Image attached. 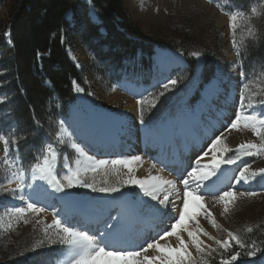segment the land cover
<instances>
[{
	"label": "rangeland",
	"instance_id": "obj_1",
	"mask_svg": "<svg viewBox=\"0 0 264 264\" xmlns=\"http://www.w3.org/2000/svg\"><path fill=\"white\" fill-rule=\"evenodd\" d=\"M79 1L89 6L87 17L97 23L99 20L91 0ZM246 1L245 4H240L237 0H122L123 20L127 21L133 31L130 34L146 38L156 46L151 68L137 70L139 56L128 59L123 66H119L115 62L96 59L90 51L91 48L79 41L69 44L67 50L71 59L82 73V83L76 84L84 88V92L78 93L75 90V101L66 115L58 116L53 122L40 124L41 134L44 135L41 146H35L28 139L25 141L26 135L17 131L10 105L11 98L4 89L5 69L0 64V133L8 136L10 154L18 159V166L23 170L27 185L23 193L24 200L18 198L19 193L14 197L8 192H0V216L14 207H26L29 200L46 209L39 215L28 212L18 222L12 218L11 228L7 223L0 228V264H69L73 251L59 243L52 244L48 238L58 240L56 229L49 228L48 236H45V227L52 225L56 218L67 222L69 226L87 231L90 235L99 237L103 234L104 245L117 249L108 242L111 233L120 225L131 222L133 214L144 215L143 217L151 214L158 216L154 212L161 209L156 201L144 196L136 186H125L115 194L95 193L87 188L57 192L46 180H33L32 166L42 156L45 145L52 144L61 153V164L57 165V175L61 177L67 173V168L62 167V164L66 163L74 168L77 159L83 160V157L71 149L72 142L80 144L88 156L95 160L140 155L142 162L134 165L136 173L145 163L150 162L165 167L172 175L174 169L168 167L171 165L168 159L192 146L198 150L199 155H203L208 151L211 140L224 131L237 114L251 113L264 119V113L258 111L264 105V0ZM18 2L19 0H6L0 7V61L3 58V46L10 44L9 20ZM252 7H256L259 13L251 19V26L257 30L259 38L253 40L248 35V23L238 20L235 39L240 46V53L237 54L232 43L229 14L239 9L251 16ZM79 8L80 16L84 19V10L82 6ZM68 18L72 19V10L68 12ZM95 43L93 46L102 45L101 48L105 49L106 44ZM194 52L200 55L194 56ZM164 66L169 68L168 71H165ZM159 72L165 73L161 79L155 80ZM209 74L214 76L205 83L203 77ZM170 79H176L178 83L164 89L163 84ZM245 83L249 85L247 90L243 87ZM242 93L243 105L240 102ZM141 98L145 101L143 123L140 122L141 105L138 103ZM112 103L117 104L115 109L112 108ZM54 106L62 108V103L56 101ZM116 118L118 122L114 123ZM61 120L65 122L67 131L72 133V138H66L63 145L56 137ZM13 135L15 145L12 142ZM224 135L225 143L234 151L226 155L218 152L217 158H237V164L221 165L217 174L211 177L212 180L203 182L202 185L207 184L209 189L215 185V193L205 194L202 186L199 189L219 227H213L210 220L205 219L202 214L198 219L211 236L227 239L225 230L232 231L247 241L249 246L240 249L233 242L229 250L219 249L211 257H206L207 264H220V258L229 259L228 256L236 251L241 252V258L234 264H264V177L257 176L248 183L241 181L239 184L235 179L245 165L251 166L250 171L264 168V153L243 155L235 151L238 145L247 142L260 144L264 141L251 129H233L231 132L225 131ZM98 137L107 146L115 145V151L110 153L109 149L102 154L90 150L91 143ZM14 148H18V151H14ZM3 153L4 145L0 141V157ZM65 156L66 161L63 160ZM205 159L190 168L182 167L181 177L176 176V184H180L181 194L184 191L182 180L193 167H199L203 171L210 170L212 153L205 156ZM206 165L209 167H205ZM126 176L127 169H122L120 176H116L109 167L107 174L101 169L94 175V179L98 185L104 181L112 184ZM6 177L7 173L0 169V184L8 187ZM87 179L92 180L93 174L89 173ZM190 186L196 189L195 182H190ZM10 187L15 188L16 185L12 184ZM227 190H235L238 194L256 192L257 195H238L237 200L228 205V211L224 212L225 205L217 201L216 195ZM173 194L169 200H175L176 206L182 208L181 200L175 199L176 194ZM98 213L106 221L98 224L96 228L82 226L84 215L96 217L99 216ZM170 215L165 213L159 224L154 223L150 238H133L135 245L126 244V249L139 250L154 240L174 222L172 216L175 213ZM7 220L8 217L5 216V221ZM107 224H114L116 227L109 229L106 228ZM140 228L136 222L131 230V238L137 233L134 231ZM248 228L252 231L248 232ZM183 235L187 240V234ZM127 238L126 236L125 239ZM200 238L205 244L218 247L208 237L201 235ZM253 244L260 251L255 257H247L245 253ZM118 248L123 249L121 245ZM190 250L199 259L194 248Z\"/></svg>",
	"mask_w": 264,
	"mask_h": 264
},
{
	"label": "snow or ice",
	"instance_id": "obj_2",
	"mask_svg": "<svg viewBox=\"0 0 264 264\" xmlns=\"http://www.w3.org/2000/svg\"><path fill=\"white\" fill-rule=\"evenodd\" d=\"M252 15H246L243 11L236 9L231 12L230 21L233 34L232 43L236 47L237 54L240 53V46L235 39L236 31L238 27V20L246 21L249 25L248 35L253 39H258L257 30L251 26L252 16L259 15L256 7L251 8ZM194 56H199L198 52L193 53ZM178 83L176 79H170L167 83L163 84L164 89H169V86H175ZM75 90L80 93L84 92V88L80 87L74 82ZM244 89H249V85L245 83ZM91 95V93H89ZM163 95V92L161 93ZM244 96L243 93L240 97L241 105H243ZM138 103L141 105L140 117L141 123H143V105L144 99L141 98ZM155 107V104H152ZM251 129L253 133L260 137L264 141V119L251 113L237 114L235 119L230 123L224 131L216 135L208 147V151L203 153V156H208L212 153V161L209 171H203L199 167H193L190 172H187L186 178L182 180L183 194L181 196L179 190L175 186V182L171 180H164L160 176H151L146 178H138L136 176V169L134 165L142 162L140 155H132L126 158H117L112 160H95L84 151L83 147L76 142H72L70 147L75 152L83 157V160L77 159L75 161V167L68 164H62V167L67 168L65 175H57V165L61 164V153L56 150L52 144L44 146L42 156L32 166V177L35 179L46 180L51 187L57 192H65L67 189L73 188H87L92 192L101 194H115L120 192L125 186H136L140 189L144 196L149 197L152 201H156L160 208L166 210V214L175 213L172 216L174 220L165 230L157 235V237L151 242L146 243V246L140 247L139 250L129 249H111L103 243V234L99 237L90 235L87 231H82L76 227L69 226L67 222H62L60 218L53 220L52 225L45 227V236H48V229L54 227L56 229L55 235L57 239L48 237L52 244L59 243L67 246L73 251V256L69 264H207L206 257H211L213 253L219 249L229 250L234 242L240 249L246 247L239 235L232 231H227V239H217L210 235L200 225L198 217L202 214L205 219H209L213 227H219L212 212L207 208L204 203V195L199 191L204 181L211 179L215 176L220 169L221 165H235L237 164V158H217V153L227 154L234 150L227 146L225 143L224 132H231L233 129L240 130ZM57 140L61 145L65 143L66 138L71 139L72 133L67 131L65 122L59 121V129L56 133ZM0 141L4 145L3 156L0 157V169H3L7 173L8 187L0 184V192H8L12 196L16 197L17 193L19 199L24 200V190L27 187L24 180L23 170L18 166V159L10 154L9 138L8 136L0 133ZM13 145L16 140L13 135ZM14 151H18V148H14ZM236 152L243 155H258L264 153V143L256 144L253 142L241 143L235 149ZM63 160H67V157H63ZM199 164V161H196ZM155 165H153L154 167ZM111 167L113 174L120 176L122 169H127L126 178H120L115 183L109 184L107 181L97 184L94 175L101 169H104L107 174V169ZM209 167V166H205ZM250 165H245L239 170L238 176L235 178L236 183L241 181L248 183L250 179H254L257 176L264 177V168L256 171H250ZM89 173L93 174V179H87ZM190 181L196 183V189L191 188ZM15 184L16 187H10ZM175 192V199H180L182 202V208H179L175 204V200H169V197ZM238 195L240 196H255L256 192H242L237 193L235 190L223 191L221 194L216 195L218 202L225 205L224 212L228 211V205L234 203ZM162 196V198H161ZM190 205L195 208V211L190 212ZM46 211L43 207H38L37 203L31 200L26 202V207H14L6 212L3 216H0V228H3L7 223L9 228L12 227V218L18 222L22 219L26 213L32 212L36 215ZM5 216L8 220L5 221ZM27 223V221H25ZM194 226V227H193ZM116 225L107 224L106 228L115 229ZM248 232L252 229L248 228ZM184 233L187 234L188 239L184 237ZM201 235L208 237L209 240H213L218 246L217 248L212 245L205 244L200 238ZM175 237L178 241V246H173L168 242V238ZM164 241V243H161ZM43 243V241H40ZM190 248H194L195 252L199 254V259L193 255ZM149 250H152L154 254L149 255ZM260 251L255 244L251 245L245 255L247 257H255L257 252ZM241 258V252L236 251L231 254L229 259H222L220 264H234Z\"/></svg>",
	"mask_w": 264,
	"mask_h": 264
},
{
	"label": "trees",
	"instance_id": "obj_3",
	"mask_svg": "<svg viewBox=\"0 0 264 264\" xmlns=\"http://www.w3.org/2000/svg\"><path fill=\"white\" fill-rule=\"evenodd\" d=\"M5 1L0 0V7ZM91 3L97 23L90 21L89 6L79 0H19L11 14L10 44L3 46L0 61L6 74L4 89L11 98L17 131L35 146H41L44 139L40 124L53 122L65 114L75 99L74 82L83 81L80 69L67 51L69 44L83 43L100 61L123 66L126 60L139 56L136 69L152 66L156 46L146 38L130 34L133 31L123 20L122 0H91ZM79 6L84 10V19ZM94 43L106 44L105 49L102 45L93 46ZM211 76L203 77L204 81L208 82ZM56 101L62 103V108L54 106Z\"/></svg>",
	"mask_w": 264,
	"mask_h": 264
},
{
	"label": "bare ground",
	"instance_id": "obj_4",
	"mask_svg": "<svg viewBox=\"0 0 264 264\" xmlns=\"http://www.w3.org/2000/svg\"><path fill=\"white\" fill-rule=\"evenodd\" d=\"M164 69H165V71H168L169 68L167 66L166 67L164 66ZM163 73H165V72H159L158 76H155V80L161 79ZM111 105H112L113 109H115L114 107L117 106L116 103H112ZM113 122L117 123L118 119L117 118L114 119ZM97 123H99V122H97ZM213 127H214V125H213ZM115 148H116L115 145L107 146V144H105L104 141L100 140L99 137L97 139H95V141L93 143H91V145H90V150L92 149V151L97 152V153L98 152H102V154L107 153L109 151V149H110L109 152L111 153V152L115 151L114 150ZM175 156H173V157H171L170 159L167 160L168 162L171 163V165H169L168 167H170V166L173 167L174 174L171 175L170 173H168L167 169H165V167H159L158 165H155V164H152L150 162H147L142 167H140V169L136 173V176L138 178H146V177H151V176H157L158 175L164 180L174 181L176 188L179 190V192L181 194L182 192H181L180 184H176L177 183L176 182V178H177L176 176L181 177L180 170L182 169V167L183 166H187L188 168H190L191 165H196V161L200 162V161H202V160L204 161L206 159H205V156H203L201 154L199 155L198 150L194 146L186 147L185 152L180 153L176 157ZM165 159L166 158H164V161H165ZM153 165H155V166L153 167ZM164 166H166V165L164 164ZM221 179L224 181L223 178H221ZM215 180H217V179H215ZM222 180H218V181H222ZM190 182H192V181H190ZM206 186H207V184L202 185V187L204 188L203 192H206L205 194H213L212 192L215 193L216 188H217L215 185H214V187L212 189H209L208 186L207 187ZM207 192H210V193H207ZM174 194H175V192H174ZM177 200H179V199H177ZM204 201H205V199H204ZM214 208H216V207H214ZM161 209L160 210H156V211H159V212H154V213H157L158 216L157 215H153V214H151V215L147 214L148 216L143 217L144 215L140 216V215H137V214H133V220L131 222H129V223H124V224L120 225L113 233L110 234V236L108 238V242L113 244V245H115V246H113V248L119 249L118 246L121 245L123 249H126L127 248V247H125L126 244L127 245L132 244V246L135 245V240L133 238H135L136 240H137V238H140L139 240H143V239H146L148 236L150 238L151 237V232L153 231L152 227H153V225H155L154 223L158 222V224H159V220H161V218H163L164 214L166 213V212H163L164 209L162 211H161ZM189 211L190 212L195 211V208L192 205H190ZM150 213H152V212H150ZM84 214H87V213H84ZM172 214H174V213H172ZM91 216H93V215H91ZM103 221H106V220L104 219L103 215H101V214H99V216H96V217H87V215H84L81 223H82V226L95 227L93 225L102 224ZM170 221H171V219H170ZM136 222L138 223L139 226H141V228H140V230L136 229L134 232H137V233L134 234V236L132 235L133 237L131 238V234H133V232L131 230L133 228V225ZM126 236L128 237L127 239H125ZM168 242L171 243L174 246H178V241H176L175 237L168 238ZM161 243H164V241H161ZM128 248H130V247H128ZM148 254L152 255L154 253L152 252V250H149Z\"/></svg>",
	"mask_w": 264,
	"mask_h": 264
}]
</instances>
